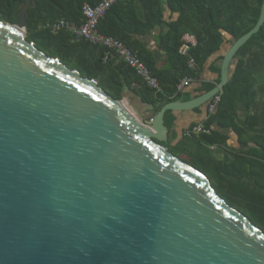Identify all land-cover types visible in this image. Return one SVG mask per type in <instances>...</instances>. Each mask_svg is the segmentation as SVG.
<instances>
[{"label":"water","instance_id":"obj_1","mask_svg":"<svg viewBox=\"0 0 264 264\" xmlns=\"http://www.w3.org/2000/svg\"><path fill=\"white\" fill-rule=\"evenodd\" d=\"M24 0L0 19V264H264V230L169 151L164 114L207 104L220 80L139 121L123 98L26 38Z\"/></svg>","mask_w":264,"mask_h":264},{"label":"trees","instance_id":"obj_2","mask_svg":"<svg viewBox=\"0 0 264 264\" xmlns=\"http://www.w3.org/2000/svg\"><path fill=\"white\" fill-rule=\"evenodd\" d=\"M98 2L30 0L25 15L26 38L67 66L78 69L83 76L96 79L114 98H122L123 90L130 88L155 114L164 104L180 97L177 86L181 79L199 78L202 64L219 50L224 40L223 32L232 37V43L255 25L263 0H117L112 4L99 19L98 30L137 51L140 60L157 78L161 87L158 92L147 86L119 55L103 46L77 39L67 29L53 31L47 26L58 19L80 25L83 5ZM163 2L175 18H164ZM23 3L24 0H0V19L15 23ZM156 26L162 28L158 44L165 57V65L160 69L156 67L152 53L137 39ZM185 33H191L197 39V44L190 50L197 63L195 69L188 66L187 57L178 51ZM253 47L264 48V23L237 50L233 74L223 86L214 110L204 121L206 127L215 125L236 131L239 148L218 156L210 148L226 141V136L218 130L187 136L175 145L170 138L162 144L202 170L227 202L264 230V128L256 130L252 116L249 124L242 123L240 127L237 115L239 109L247 111L255 98V78L243 64V56ZM213 86L208 84L203 91ZM164 123L168 125L166 120ZM249 141L255 146L248 147Z\"/></svg>","mask_w":264,"mask_h":264},{"label":"crops","instance_id":"obj_3","mask_svg":"<svg viewBox=\"0 0 264 264\" xmlns=\"http://www.w3.org/2000/svg\"><path fill=\"white\" fill-rule=\"evenodd\" d=\"M163 10H164V18L166 20L169 17L175 18V15H170L168 8H166L165 2H163ZM162 28L160 26H156L151 29L145 35L137 36V39L143 43V46L149 50L156 62L157 68H162L165 65V57L164 53L159 47L158 44V36ZM224 40L215 53H213L201 66L199 71V78L197 80H190L188 85L182 87L180 91V97L177 100L186 101L190 100L205 91L203 89L206 88L208 84H214V86L220 80V68L221 62L225 52L228 47L231 45L232 37L228 35L226 32H223ZM106 54V53H105ZM222 57V59H220ZM106 58V55H105ZM238 60V56L235 54L232 61L229 65V71L231 72V76L233 74L234 66ZM243 64L244 67L254 76L255 84H254V92L255 98L251 103L249 109L244 111L242 109L238 110V125L241 127L242 123L249 124L251 122L250 116L255 118L254 127L256 130L260 131L261 128H264V48L253 47L251 48L244 56H243ZM230 76V78H231ZM229 78V79H230ZM213 86V87H214ZM122 98L128 99L131 104H136L137 106H141L143 108L142 115L146 118H152L153 111L151 107L141 102L140 98L130 89L125 88L123 90ZM208 104H204L198 107H194L192 109L187 110H168L164 114V121L166 120L168 125H166L168 129V138L172 141L173 145L177 144L181 140L187 137L186 131L189 127L194 124L204 122L207 118L209 112L207 109ZM147 120L143 118V122ZM241 124V125H240ZM211 130H218L221 134L226 136V141L224 144H214L210 148L216 152L218 156L224 155V153H232L239 148V137L236 131H234L230 127L219 128L218 126L212 125ZM250 135V133H247ZM190 137V136H189ZM254 143L249 141L248 147H254Z\"/></svg>","mask_w":264,"mask_h":264},{"label":"built area","instance_id":"obj_4","mask_svg":"<svg viewBox=\"0 0 264 264\" xmlns=\"http://www.w3.org/2000/svg\"><path fill=\"white\" fill-rule=\"evenodd\" d=\"M117 0H99L95 5L84 4L82 7L83 22L80 25H76L73 22H68L64 19H58L51 24H47L53 31L60 29H67L77 39H84L91 44L100 45L105 47L109 52H113L119 55L123 61L133 68L135 72L143 79V81L152 88L155 92L161 90L159 82L155 76L151 74L146 65L140 60L137 51L127 47L119 39L101 33L98 28V22L105 14L106 10L116 2ZM181 45L179 46V53L187 57L188 66L192 69L197 67V63L193 56L190 54V50L197 44L195 35L191 33H185L181 38ZM191 78L184 77L178 84V89L188 85ZM221 91L217 92L207 105L208 112L211 113L216 103L220 99ZM212 127H206L204 122H200L192 125L186 131L187 136L198 135L201 133H209ZM213 146V145H212ZM211 146V147H212Z\"/></svg>","mask_w":264,"mask_h":264},{"label":"rangeland","instance_id":"obj_5","mask_svg":"<svg viewBox=\"0 0 264 264\" xmlns=\"http://www.w3.org/2000/svg\"><path fill=\"white\" fill-rule=\"evenodd\" d=\"M124 100V102L127 104V106L131 109V111L134 113V115L136 116V118L139 120V121H141V122H143V118H145L147 121L148 120H150V118H146V117H144L143 115H142V113H143V108H142V105L139 107V106H137L136 104H137V101H136V104H131V102L128 100V99H126V98H124L123 99ZM181 145V144H180ZM182 146V145H181Z\"/></svg>","mask_w":264,"mask_h":264},{"label":"bare ground","instance_id":"obj_6","mask_svg":"<svg viewBox=\"0 0 264 264\" xmlns=\"http://www.w3.org/2000/svg\"><path fill=\"white\" fill-rule=\"evenodd\" d=\"M128 109L130 110L131 113H133L129 107H128ZM133 114H134V113H133Z\"/></svg>","mask_w":264,"mask_h":264}]
</instances>
